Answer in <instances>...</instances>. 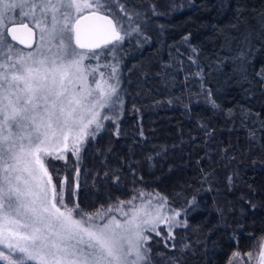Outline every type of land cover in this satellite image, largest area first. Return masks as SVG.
<instances>
[{"label": "trees", "instance_id": "1", "mask_svg": "<svg viewBox=\"0 0 264 264\" xmlns=\"http://www.w3.org/2000/svg\"><path fill=\"white\" fill-rule=\"evenodd\" d=\"M171 1L126 0L143 20L119 56L123 114L82 152L79 204L92 212L140 188L183 210L195 198L174 240L148 243L150 264H227L264 237V0ZM49 167L73 203L75 158Z\"/></svg>", "mask_w": 264, "mask_h": 264}, {"label": "snow or ice", "instance_id": "2", "mask_svg": "<svg viewBox=\"0 0 264 264\" xmlns=\"http://www.w3.org/2000/svg\"><path fill=\"white\" fill-rule=\"evenodd\" d=\"M17 9L32 27L11 15ZM142 20L126 0H0V264H150V234L161 237L163 228V239L174 240V229L186 224L181 212L196 210L195 198L191 209L177 211L159 194L93 212L79 204L82 152L113 120L105 111L123 105L120 60L99 61L140 33ZM92 59L95 66L85 63ZM69 154L77 162L71 206L67 176L49 167ZM257 264H264V245Z\"/></svg>", "mask_w": 264, "mask_h": 264}, {"label": "rangeland", "instance_id": "3", "mask_svg": "<svg viewBox=\"0 0 264 264\" xmlns=\"http://www.w3.org/2000/svg\"><path fill=\"white\" fill-rule=\"evenodd\" d=\"M174 1V0H173ZM173 1H171V2H169V3H172ZM121 2L123 3L124 1L123 0H121ZM158 7L161 9V8H165V5H162V4H158ZM169 7H171L172 8V6H169ZM20 11L21 10H19V9H17V10H13V12L11 13V15L15 18V19H23L24 21H26V22H28L29 23V21L26 19V18H22L21 16H20ZM24 11H27V9H24ZM87 11V10H86ZM85 11V12H86ZM31 26H33L31 23H29ZM128 30L131 32V30H132V26L130 25L129 27H128ZM133 33V32H132ZM132 36V34L130 35V36H127L126 38H125V40L122 42V46H120L119 47V50H118V52H115V53H110L109 54V56L107 57V58H102L100 61H99V63L101 64V65H103V64H105V63H109V64H111V63H114L115 62V59H119V56H120V52L123 50V48L125 47V43H126V41H127V39L129 38V37H131ZM13 44V43H12ZM16 48H20L19 46H17V45H15V44H13ZM22 49V48H21ZM85 63L86 64H91V65H93V66H95L96 65V63H97V61L95 60V59H92V60H86L85 61ZM175 66H176V64H175ZM100 71H104V72H110V68L109 69H105V68H101L100 69ZM123 77H124V70H123V68H122V66H121V63H120V65H119V79H120V84H121V94H122V99H123V105H121V106H119L118 108H117V110L115 111V112H112V111H105V114L106 115H109V116H112L113 117V120H110V121H112V122H115V121H117V119H116V117H118L119 119L122 117V114H123V106H124V99H125V92H126V89H125V85H124V82H123ZM97 78H99V74L97 73ZM118 119V120H119ZM104 122H106V121H104ZM140 192H144L146 195L144 196V197H140L139 196V193ZM147 194H152L153 196H155V195H157V194H159L158 192H156V191H154V190H149V189H146V188H140V189H138L137 191H136V193L132 196V197H136V200L134 201V203L135 204H140L141 203V201L143 200V201H146L149 197H148V195ZM159 195H161V194H159ZM161 196H163V195H161ZM132 197H130V198H132ZM164 197V196H163ZM130 198H128V199H130ZM166 198V197H165ZM127 199V200H128ZM167 199V198H166ZM118 201V200H117ZM117 201H114V202H112V203H110V204H112V205H115V203L117 202ZM119 201H126V200H119ZM168 201V200H167ZM68 203V202H67ZM69 204V206H71L72 205V203H68ZM110 204H108V205H110ZM169 204V203H168ZM108 205H106L105 207H107ZM169 206H170V208L171 209H173V210H177V211H179V210H182V209H179V208H175V207H173V206H171L170 204H169ZM95 211V210H94ZM93 212V211H92ZM117 216H119V214L117 213L116 214ZM178 219H180V220H183V221H185V216H184V211H182L181 212V215H180V217H178ZM183 226H185V225H182V226H180V227H183ZM179 228V227H178ZM178 228H176V229H178ZM176 229H174V236H175V230ZM162 235H161V237H156L155 236V234H150L151 236H152V239L149 241V242H152L153 243V245H159V243L161 242V241H163L162 239H163V237L164 236H166V229H163L162 228ZM261 245H264V237L259 241V243L257 244V246L251 251V252H247V253H241V252H239V251H234V252H239L240 253V255L238 256V257H233L232 256V254H231V256H230V258H229V260L231 259L232 260V264H257V256H258V253H259V251H260V247H261ZM249 254H250V257H249ZM229 260H228V262H229ZM228 262H227V264H228Z\"/></svg>", "mask_w": 264, "mask_h": 264}, {"label": "water", "instance_id": "4", "mask_svg": "<svg viewBox=\"0 0 264 264\" xmlns=\"http://www.w3.org/2000/svg\"><path fill=\"white\" fill-rule=\"evenodd\" d=\"M83 15L87 16V15H89V12L86 11V12L83 13ZM24 22H25V23H28V22H26V21H24ZM8 26H9V27H12L13 25H12V24H9ZM29 27H32V26L29 24ZM17 34L20 35V36H22V38H26V37H24V35H23L22 32H18ZM8 39H9V41H11V37H10V36L8 37ZM11 42H12L13 44L19 46V47L22 48V49L25 47L24 45L19 44L18 41H11ZM73 43H74V41H73ZM25 50H27V49H25Z\"/></svg>", "mask_w": 264, "mask_h": 264}]
</instances>
